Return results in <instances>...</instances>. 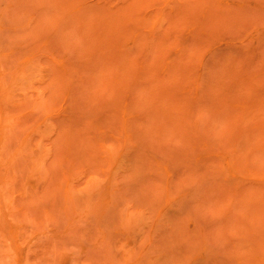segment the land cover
Segmentation results:
<instances>
[{"label":"rangeland","instance_id":"rangeland-1","mask_svg":"<svg viewBox=\"0 0 264 264\" xmlns=\"http://www.w3.org/2000/svg\"><path fill=\"white\" fill-rule=\"evenodd\" d=\"M0 264H264V0H0Z\"/></svg>","mask_w":264,"mask_h":264}]
</instances>
